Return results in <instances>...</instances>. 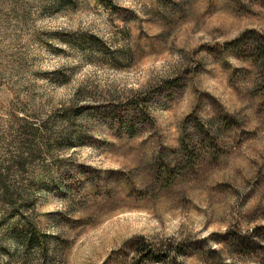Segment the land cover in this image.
<instances>
[{
	"label": "rangeland",
	"instance_id": "1",
	"mask_svg": "<svg viewBox=\"0 0 264 264\" xmlns=\"http://www.w3.org/2000/svg\"><path fill=\"white\" fill-rule=\"evenodd\" d=\"M113 3L0 0V264L44 258L25 220L51 264H130L140 236L264 264V70L229 46L264 35V0Z\"/></svg>",
	"mask_w": 264,
	"mask_h": 264
},
{
	"label": "trees",
	"instance_id": "2",
	"mask_svg": "<svg viewBox=\"0 0 264 264\" xmlns=\"http://www.w3.org/2000/svg\"><path fill=\"white\" fill-rule=\"evenodd\" d=\"M104 5L114 6L113 0H101ZM237 56H246L252 58L256 65L264 70V35H256L254 31H246L240 37L236 38L229 45ZM130 104V106H129ZM129 104H125L123 109H113L112 114L116 117V122L128 136L136 134L139 123L145 119L144 113L135 109L136 106L142 104V99L135 98ZM134 105L135 108L132 106ZM133 108V109H131ZM109 118V114H106ZM183 149L188 147V143L184 144ZM190 143V140H189ZM15 239L21 242L25 248L38 250L43 255L39 264H51L45 259L49 250V236L38 225L31 221L25 220L14 228ZM135 255L130 264H175L177 260L176 248L179 244L175 243H155L152 239L140 236L134 240ZM180 248V246H179Z\"/></svg>",
	"mask_w": 264,
	"mask_h": 264
}]
</instances>
